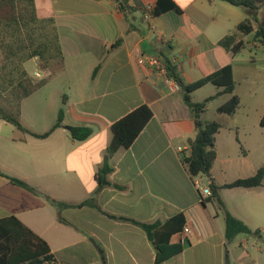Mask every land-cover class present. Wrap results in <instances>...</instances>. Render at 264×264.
I'll list each match as a JSON object with an SVG mask.
<instances>
[{"label":"crops","instance_id":"0c3cea01","mask_svg":"<svg viewBox=\"0 0 264 264\" xmlns=\"http://www.w3.org/2000/svg\"><path fill=\"white\" fill-rule=\"evenodd\" d=\"M33 1L35 17L53 19L63 56L62 68L40 87L57 84L49 95V108L56 110L51 127L60 108L62 125L45 138L31 135L51 129H34L22 117L24 103L36 91L22 100L17 116L27 132L7 122L0 124V172L4 175H0V219L16 217L47 243L51 261L41 264H102L101 251L106 264H155L154 244L142 228L126 219L164 224L183 215L185 224L194 221L198 231L184 234L182 229L174 234L171 243L189 244L163 264L184 261L189 251L192 264H201L212 255L211 249L217 250L216 264L230 262L235 253L228 250L225 256L222 252L228 243L223 212L215 200H207L209 196L204 203L200 200L182 162L190 153L188 141L197 131L183 91L167 90L163 76L142 66L139 58L163 53L188 84L231 66L232 93L207 84L190 95L194 103L214 96L200 119L221 125L210 174L198 176L204 186L251 177L264 165V126L259 122L264 115V47L253 40L252 33L238 29L248 21L246 11L221 0H191L183 8L170 0L179 11L164 9L145 20L143 8L152 6L154 11L158 0ZM7 12V7L0 8V16ZM251 25L255 28L254 22ZM239 42L243 46L233 54L231 49ZM36 59L23 63L29 75L26 66ZM232 95L240 100L236 111L218 113ZM141 105L149 107L152 118L128 149L110 158L109 185L98 190L95 175L97 186L88 192L82 181L87 180L88 165L94 164L98 153L104 160L110 126ZM68 127H89L92 135L74 141ZM101 165H95L96 169ZM9 177L37 193L13 184ZM218 196L241 222L264 223V181L260 188L221 189ZM238 197L245 198L239 206ZM252 197L259 199L249 201ZM86 200L101 211L56 206ZM199 247L203 250L197 254ZM245 257H236L235 264H242Z\"/></svg>","mask_w":264,"mask_h":264},{"label":"trees","instance_id":"16d2710c","mask_svg":"<svg viewBox=\"0 0 264 264\" xmlns=\"http://www.w3.org/2000/svg\"><path fill=\"white\" fill-rule=\"evenodd\" d=\"M211 1V0H210ZM230 3L234 6L243 8L247 15L248 21L240 24L238 29L245 34L252 33L253 40L257 41L264 47V0H221ZM7 7L9 12L0 16V29L4 27H11L13 30L12 37L16 38L14 43L2 42L4 48L7 49V59L12 63V57H20L19 63L12 66L5 76H0V96L3 92L10 91L11 105L14 106V112H7L0 107V119L14 125L17 129L27 132L18 120L20 103L23 99L27 98L34 93L37 89L45 84L46 81H40L34 84L25 70L21 67L25 61L34 57H38L43 61L58 59L60 61V69L63 66V56L61 53L59 40L57 37L54 21L52 18L39 19L35 14V7L33 0H0V8ZM164 9H179L171 3L170 0H158L153 15L157 16L164 11ZM260 13V18L257 15ZM255 23V28L252 23ZM45 24V25H44ZM38 25L40 31L35 28ZM44 28V33L42 32ZM23 29H27L28 37L30 38L31 45H35L29 52L21 56V52L25 51V42L21 39ZM39 36V41L35 40V35ZM36 41V42H35ZM16 42V43H15ZM243 46L242 42L237 43L231 49L233 54L237 53ZM23 48V50H22ZM24 52H22L23 54ZM165 67V76L173 78L183 91V101L188 106L192 113L193 121L196 123L197 131L193 139L188 141L190 153L188 156L182 157V162L185 171L192 178L198 175L209 176L210 170L216 159L215 150V136L218 133L221 125L217 121L203 122L200 117L206 110L208 103L215 97L211 95L201 102L194 103L191 100L192 93L197 89L212 84L216 87L222 88L223 93H232L234 91V81L232 78L231 66L224 67L215 71L213 74L202 78L194 83H185L181 78L176 67L160 53L157 55ZM45 66V65H44ZM43 66V67H44ZM59 69V70H60ZM95 68L93 77L97 72ZM17 73L16 75H14ZM240 105V100L236 95L232 97L223 105L218 107L217 112L225 115H232ZM63 109L60 108L55 124L42 135L31 134L38 138H45L52 131L62 125ZM152 118V112L147 105H141L132 112L128 113L122 118H119L109 128V142L106 147V154L104 156L101 167L97 170L96 181L98 183V190L103 189L109 185L107 176L111 173L109 160L120 150L128 149L141 131ZM264 126V115L259 121ZM70 137L74 141H85L92 135V129L89 127H68ZM0 175L4 176L1 172ZM10 181L20 187H23L31 192L37 193L32 187L28 186L23 181L10 178ZM264 181V165L260 167L256 173L248 178L236 180L230 184L218 186L214 183L209 184L211 195L207 200H215L218 207L222 210L225 221V240L230 242L238 234L258 235L259 231H252L244 222L233 216L221 201L219 191L221 189L229 188H256L262 186ZM204 203V202H203ZM59 209L69 207H93L100 208L92 201L86 200L78 205H68L65 203H56ZM108 215V214H107ZM109 217H114L108 215ZM127 221L139 226L144 230L149 241L154 244L155 248V264H163L182 253L184 246L189 243H171V237L182 231L185 224L183 215H176L168 219L164 224L153 223L147 224L134 219H126ZM101 262L106 264L105 256L101 251ZM45 261H51L50 249L46 242L39 236L34 234L16 217L9 216L0 219V264H23V263H38L41 264ZM225 264H234L226 260Z\"/></svg>","mask_w":264,"mask_h":264},{"label":"rangeland","instance_id":"374dc122","mask_svg":"<svg viewBox=\"0 0 264 264\" xmlns=\"http://www.w3.org/2000/svg\"><path fill=\"white\" fill-rule=\"evenodd\" d=\"M45 25V24H44ZM35 28H37L40 31V28L38 25H35ZM11 27H4L0 29V76H5V74L11 70L13 63L17 64L20 61V57H12L13 63L7 59V49L4 48L2 45V42L7 43H14L16 41V38L12 37L13 34ZM28 31L27 29H23L21 33V39L23 42H25L26 48H28L22 54L21 56L25 55L27 52L30 51L35 45H31V40L28 37ZM44 33V28L42 30ZM39 41V36L35 35V40ZM18 41V40H17ZM16 41V42H17ZM15 42V43H16ZM36 42V41H35ZM23 50V48H22ZM37 59L35 61H31L27 64L28 71L30 75L27 73L31 81L36 84L40 81H46L48 79L53 78L56 76V72L60 69V61L56 58L53 60L43 61L40 58L36 57ZM45 65V66H44ZM23 64H21V67ZM44 66V67H43ZM24 69V67H22ZM35 73H39L40 77H36ZM56 73V74H55ZM15 73L14 75H16ZM50 81V80H49ZM57 90V84L51 83V85L45 87L44 89H37L36 93L30 97L26 103L23 105V116L25 123H27L30 126H33L34 129L42 130L47 129L48 127H51L53 122L55 121L56 117V110H51L49 108V102L51 101L50 94L51 92H55ZM11 94L10 91L3 92L0 96V107L4 110H7V112H14L15 108L12 106L11 103ZM5 121L0 119V124H5ZM202 186L204 187L203 183ZM259 198L252 197L249 199V201L256 202ZM245 200V198L238 197L235 199L236 204L239 206L242 201ZM217 204V202H216ZM218 205V204H217ZM236 215H240L239 212H236ZM222 216V215H220ZM222 218V217H221ZM249 221V220H248ZM251 226L246 224L250 229L253 231H259L258 235H249V234H238L234 239H232L230 242L226 243L224 247L222 246V252L226 256L227 251L231 250L232 253H235L230 257V262L235 264V258L239 257L241 259L242 256H246L245 259L242 261V264H254V261L257 262V264H264V223L259 222H248ZM258 225V226H257ZM246 242L244 243L243 241ZM203 250L202 247H199L196 249L197 254H199ZM191 251L187 252L184 261L182 260H175L174 264H192V257L190 254ZM216 252L217 250H214V253L211 249L212 255H207L202 261L201 264H216ZM214 254V255H213Z\"/></svg>","mask_w":264,"mask_h":264},{"label":"built area","instance_id":"2783aa9c","mask_svg":"<svg viewBox=\"0 0 264 264\" xmlns=\"http://www.w3.org/2000/svg\"><path fill=\"white\" fill-rule=\"evenodd\" d=\"M143 17L145 20L150 19L153 16V8L152 6H146L143 8L142 11ZM139 63L142 66H145L148 68V70L154 71L159 73L160 75L163 76L164 79V85L169 90L170 92H174L176 90L180 89V86L178 83L173 79V78H167L165 76V67L162 65L161 59L157 55H144L139 58ZM36 77H40L39 73L35 74ZM192 183L194 188L198 192V196L200 197V200L203 202L204 198L208 197L211 195V190L209 186H202V182L199 176L192 177ZM190 222L185 224L183 226V233L188 234L191 231H198V227L196 223L192 220H189Z\"/></svg>","mask_w":264,"mask_h":264},{"label":"clouds","instance_id":"9594fccd","mask_svg":"<svg viewBox=\"0 0 264 264\" xmlns=\"http://www.w3.org/2000/svg\"><path fill=\"white\" fill-rule=\"evenodd\" d=\"M176 3L183 8V7H187V5L191 3V0H176ZM102 162H103V157L98 153L96 158H95L94 164L88 165L87 180L82 181L88 192L93 191L94 188L97 186V183L94 179V177L96 175V170H97L95 165H100V164H102ZM69 171H73V169H69ZM77 174L79 175V173H77Z\"/></svg>","mask_w":264,"mask_h":264}]
</instances>
